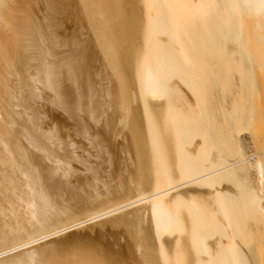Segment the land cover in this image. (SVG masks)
<instances>
[{
  "label": "bare ground",
  "instance_id": "obj_1",
  "mask_svg": "<svg viewBox=\"0 0 264 264\" xmlns=\"http://www.w3.org/2000/svg\"><path fill=\"white\" fill-rule=\"evenodd\" d=\"M263 140L264 0H0V264H264Z\"/></svg>",
  "mask_w": 264,
  "mask_h": 264
},
{
  "label": "rangeland",
  "instance_id": "obj_2",
  "mask_svg": "<svg viewBox=\"0 0 264 264\" xmlns=\"http://www.w3.org/2000/svg\"><path fill=\"white\" fill-rule=\"evenodd\" d=\"M213 101H214V98H213V97H210V102H209V105H210V106H209V107H211V106L213 105ZM216 116H217L218 118H220V117H219V116H220L219 114L216 115ZM56 119H57L58 124H59V121L61 122V121L63 120V119L61 118V120L58 121V119H60V117H58V118H56ZM63 121H64V120H63ZM61 123H62V125H63L64 122H61ZM61 123H60V124H61ZM263 142H264V140H263ZM260 144H261V143H260ZM262 145H263V143H262ZM262 145H261V146H262ZM261 146H260V147H257V146L254 147V146L252 145L250 149H251V150H254V152H256L257 148H260V150L262 149V151H264V149H263V148H264V145L262 146L263 148H261ZM254 152H253V153H254ZM263 240H264V239H263ZM245 245H246V244H245ZM262 264H263V263H262Z\"/></svg>",
  "mask_w": 264,
  "mask_h": 264
}]
</instances>
